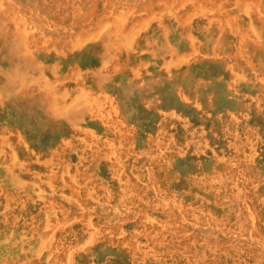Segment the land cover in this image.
<instances>
[{
    "label": "rangeland",
    "instance_id": "1",
    "mask_svg": "<svg viewBox=\"0 0 264 264\" xmlns=\"http://www.w3.org/2000/svg\"><path fill=\"white\" fill-rule=\"evenodd\" d=\"M0 264H264V0H0Z\"/></svg>",
    "mask_w": 264,
    "mask_h": 264
},
{
    "label": "bare ground",
    "instance_id": "2",
    "mask_svg": "<svg viewBox=\"0 0 264 264\" xmlns=\"http://www.w3.org/2000/svg\"><path fill=\"white\" fill-rule=\"evenodd\" d=\"M122 1H123V0H122ZM120 3H121V1H120ZM112 4H113V3H112ZM112 4H111V6H113ZM246 7H247V6H246ZM199 12H201V10H200ZM259 13H260V12H259ZM119 19H120V18H119ZM119 21H120V20H119ZM122 21H123V20H122ZM119 23H120V22H119ZM121 23H122V22H121ZM32 24H33V23H32ZM30 25H31V24H30ZM113 26H114V25H113ZM29 27H30V26H29ZM120 27H121V25H120ZM35 29H36V26H35ZM38 29H39V28H38ZM42 31H43V30H42ZM42 31H41V33H42ZM136 31H137V29H136ZM128 34L130 35L131 32H129ZM133 34H134V32H133ZM132 36H133V35H132ZM123 38H124V37H123ZM125 38H126V37H125ZM117 39H118V38H117ZM122 40H123V39H122ZM126 40H127V39H126ZM130 42H131V41H130ZM16 44H17V43H16ZM124 45H126V44H124ZM127 47H129V46H127ZM130 49H131V48H130ZM132 49H133V48H132ZM122 50H123V49H122ZM26 70H27V69H26ZM26 72H27V71H26ZM26 72H25V73H26ZM20 77H21V76H20ZM22 77H25V76H22ZM24 79H25V78H24ZM29 80H30V79H29ZM27 81H28V80H27ZM21 82H22V81H21ZM22 83H23V82H22ZM29 84H30V83H29ZM15 92H17V91H15ZM77 104H78V103H77ZM6 166H7V165H6ZM9 169H10V168H9ZM11 172H12V170H11ZM14 174H16V173H14ZM14 174H13V175H14ZM9 175H10V174H9ZM13 177H14V176H13ZM18 177H19V176H18ZM7 178H8V177H7ZM7 178H6V179H7ZM15 178H16V177H15ZM10 182H11V181H10ZM51 185H52V184H51ZM13 186H14V185H13ZM104 209H105V208H104ZM107 209H108V208H107ZM107 209H106V210H107ZM109 211H110V210H109ZM33 248H34V247H33ZM34 254H35V253H34ZM37 254H38V253H37ZM25 257H26V256H25Z\"/></svg>",
    "mask_w": 264,
    "mask_h": 264
}]
</instances>
